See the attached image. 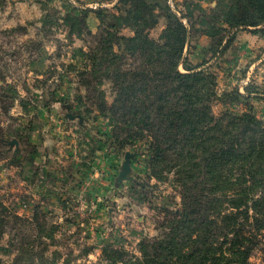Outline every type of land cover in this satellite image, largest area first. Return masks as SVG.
Listing matches in <instances>:
<instances>
[{
	"label": "trees",
	"instance_id": "16d2710c",
	"mask_svg": "<svg viewBox=\"0 0 264 264\" xmlns=\"http://www.w3.org/2000/svg\"><path fill=\"white\" fill-rule=\"evenodd\" d=\"M227 1V8L200 13L196 24L189 14L178 16L167 0H118L116 13L96 10L102 34L94 47L82 50L76 76L85 94L79 98L92 99L110 118L111 134L103 138L110 150L127 151L142 142L148 177L165 181L173 175L180 207L157 223L154 237L138 241L139 255L106 244L98 262L89 264H253L249 258L264 238V120L249 101L261 96L251 87L219 92L215 72L190 66L184 56L195 25L205 34L211 15L221 14L226 34L248 30L264 38V0ZM78 9L80 14L66 15L69 33L85 29L86 9ZM157 9L166 23L154 38L149 30L158 22ZM123 28L132 33L122 34ZM180 64L188 65L186 71ZM104 81L110 102L99 86ZM13 95L0 91V101L14 100ZM52 99L38 106L49 107ZM215 102L222 105L217 114ZM239 103L244 108L234 109ZM5 143L0 135V154ZM42 216L37 209L32 215L35 233L8 237L9 256L0 264H70L68 258L59 260L57 250L47 254L46 240H54L56 229L42 224ZM13 217L23 220L0 201V249Z\"/></svg>",
	"mask_w": 264,
	"mask_h": 264
},
{
	"label": "rangeland",
	"instance_id": "374dc122",
	"mask_svg": "<svg viewBox=\"0 0 264 264\" xmlns=\"http://www.w3.org/2000/svg\"><path fill=\"white\" fill-rule=\"evenodd\" d=\"M117 2L0 0V91L15 96L0 101V135L6 140L0 154V201L23 219L11 218L0 258L9 256L8 237L36 232L31 221L36 209L43 215L41 223L56 229L54 240H46L47 254L57 250L60 261L89 264L98 262L106 244L139 255L138 241L154 237L157 223L171 219V211L180 207L179 186L172 174L165 181L148 177V153L142 142L125 147L137 151L131 161L133 178L115 185L125 149L110 150L103 140L111 134L110 118L96 109L92 99L79 98L85 94L76 76L83 51L94 47L102 34L96 10L116 13ZM167 4L178 16L189 14L196 24L200 13L213 14L229 3L167 0ZM78 8L86 9L85 29L69 33L66 15L80 14ZM157 12L158 22L149 30L154 38L166 23L163 12ZM220 16L211 15L205 34L195 25L184 56L190 66L215 72L219 92L237 88L244 93L245 87L258 92L261 98L249 104L264 120V38L233 29L234 38L224 48L230 33L222 31ZM121 33L132 32L123 28ZM187 66L180 64L179 69L186 71ZM99 86L110 102L109 82ZM50 98L49 107L38 106ZM232 106L244 108L241 103ZM221 109L220 103L213 104L215 114ZM69 112L82 120L68 118ZM12 139L18 141L17 147L9 144ZM249 260L264 264V238Z\"/></svg>",
	"mask_w": 264,
	"mask_h": 264
},
{
	"label": "water",
	"instance_id": "95a60500",
	"mask_svg": "<svg viewBox=\"0 0 264 264\" xmlns=\"http://www.w3.org/2000/svg\"><path fill=\"white\" fill-rule=\"evenodd\" d=\"M66 116L68 118L78 117L80 121L82 120V118L79 115H73V114H70V112L67 113ZM9 144L10 145L14 144L17 147L18 141L16 139H12L9 141ZM136 155H137V152H131V151L124 152V159L121 163L118 175L116 177L115 185H119L123 181L133 178L131 161L135 158Z\"/></svg>",
	"mask_w": 264,
	"mask_h": 264
}]
</instances>
